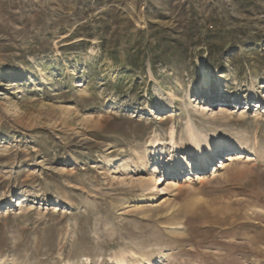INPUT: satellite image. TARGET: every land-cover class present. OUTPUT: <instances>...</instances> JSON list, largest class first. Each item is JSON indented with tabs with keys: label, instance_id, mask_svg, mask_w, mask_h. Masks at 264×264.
Returning <instances> with one entry per match:
<instances>
[{
	"label": "rangeland",
	"instance_id": "obj_1",
	"mask_svg": "<svg viewBox=\"0 0 264 264\" xmlns=\"http://www.w3.org/2000/svg\"><path fill=\"white\" fill-rule=\"evenodd\" d=\"M0 264H264V0H0Z\"/></svg>",
	"mask_w": 264,
	"mask_h": 264
},
{
	"label": "bare ground",
	"instance_id": "obj_2",
	"mask_svg": "<svg viewBox=\"0 0 264 264\" xmlns=\"http://www.w3.org/2000/svg\"><path fill=\"white\" fill-rule=\"evenodd\" d=\"M221 109V108H220ZM223 110V109H222ZM230 110V109H229ZM230 113V112H229ZM234 113V112H233ZM228 114V113H227ZM231 114H232V111H231ZM173 143H175V140L173 139ZM196 146V148H197V145H195ZM233 148H232V146H229V150H232ZM222 151L223 150H221V152L220 153H222ZM216 152V151H215ZM240 155V154H239ZM241 159V157H239V156H237L236 154H231V155H229L228 156V159H227V162L229 161V162H234V161H237V160H240ZM213 165V163L211 162V160L210 159H207L206 161H203V163L202 164H200V165H197V167H196V172L198 171H200V172H204L206 169H208V167L209 166H212ZM223 166V165H222ZM223 168V167H222ZM185 178H187V180H186V182H191L192 180H194V178H192V176L191 175H188L187 177H185ZM170 187L171 188H173V187H175V183H172V184H170Z\"/></svg>",
	"mask_w": 264,
	"mask_h": 264
}]
</instances>
